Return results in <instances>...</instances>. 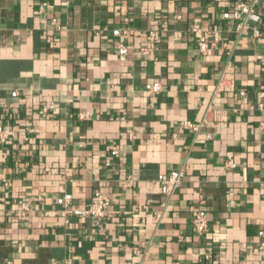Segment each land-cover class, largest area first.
Wrapping results in <instances>:
<instances>
[{
    "label": "crops",
    "instance_id": "1",
    "mask_svg": "<svg viewBox=\"0 0 264 264\" xmlns=\"http://www.w3.org/2000/svg\"><path fill=\"white\" fill-rule=\"evenodd\" d=\"M238 1L0 0V264H264V6L256 37L223 16ZM200 35L217 39L206 53ZM95 190L111 198L100 225L56 202Z\"/></svg>",
    "mask_w": 264,
    "mask_h": 264
},
{
    "label": "built area",
    "instance_id": "2",
    "mask_svg": "<svg viewBox=\"0 0 264 264\" xmlns=\"http://www.w3.org/2000/svg\"><path fill=\"white\" fill-rule=\"evenodd\" d=\"M261 3V4H260ZM258 5L264 6V0H239L230 11H225L223 16L226 18H231L235 21V27L238 30L250 29L253 36L259 37L263 33L262 31V16L259 11ZM41 7L39 11H41ZM179 17V16H177ZM52 22L55 23V19H52ZM112 35L119 38H127L129 36L130 31L128 29L114 28L111 30ZM150 35H153V31H149ZM217 39L213 40L207 39L204 35H200L197 39V46L202 53H206L210 47L215 45ZM116 48L120 55H125L127 53V45L121 39L116 42ZM141 52L146 54L148 50L146 48H142ZM223 74V73H222ZM224 76V74H223ZM221 76V77H223ZM221 86V83H218V87ZM144 89L151 94L158 93L161 90V84L158 80H154L149 83L144 84ZM12 96H16L19 101H24L25 98L19 96L16 90L11 91ZM52 104H45L41 106V111L43 113L47 112L48 108H50ZM259 106L262 107L263 104L259 103ZM202 122L194 123L190 121H183L182 126L196 133L200 130ZM6 132L2 126H0V142H4L6 140ZM129 137H131V132L129 131ZM207 138H210V134H206ZM112 153H116L117 148H112ZM108 163V162H106ZM225 166L234 167L235 163L231 159H227L225 161ZM185 174V170L183 167H179L177 169H172L167 173H160L157 175L156 181L159 184L160 192L164 195H171L181 184L183 177ZM71 201V194L69 192H64L62 195L56 198L57 204L62 207V210L66 213H72L77 216H88L91 218H95L100 225L101 220L108 214L109 206L111 205V198L103 193L100 190L93 191L88 204L82 209H70L69 203ZM227 204L229 206L234 205V195L233 192H228L227 195ZM191 231L197 237H202L208 231V220L207 214L204 208L198 207L193 213L191 219ZM257 235L261 238L259 241L258 247L260 249H264V229H259ZM210 259V255L208 253H204L201 256V261H208Z\"/></svg>",
    "mask_w": 264,
    "mask_h": 264
}]
</instances>
